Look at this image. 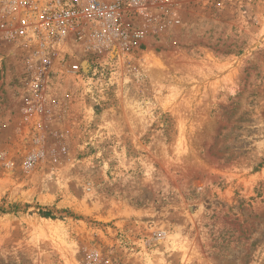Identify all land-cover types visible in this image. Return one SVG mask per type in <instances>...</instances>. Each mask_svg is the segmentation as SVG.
<instances>
[{
    "label": "rangeland",
    "instance_id": "1",
    "mask_svg": "<svg viewBox=\"0 0 264 264\" xmlns=\"http://www.w3.org/2000/svg\"><path fill=\"white\" fill-rule=\"evenodd\" d=\"M129 8L106 100L0 36V264H264V0Z\"/></svg>",
    "mask_w": 264,
    "mask_h": 264
},
{
    "label": "built area",
    "instance_id": "2",
    "mask_svg": "<svg viewBox=\"0 0 264 264\" xmlns=\"http://www.w3.org/2000/svg\"><path fill=\"white\" fill-rule=\"evenodd\" d=\"M146 1L0 0V36L26 48L27 82L36 98L46 100L57 83L73 81L83 97L106 100L120 55L136 50L144 35L125 22L129 7L141 9ZM58 109L38 104L27 110Z\"/></svg>",
    "mask_w": 264,
    "mask_h": 264
},
{
    "label": "trees",
    "instance_id": "3",
    "mask_svg": "<svg viewBox=\"0 0 264 264\" xmlns=\"http://www.w3.org/2000/svg\"><path fill=\"white\" fill-rule=\"evenodd\" d=\"M4 211H5L4 209H1V208H0V212H4ZM42 213H43V215H45V216H47V217L50 216V214L47 213V212H42Z\"/></svg>",
    "mask_w": 264,
    "mask_h": 264
}]
</instances>
